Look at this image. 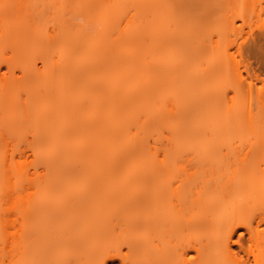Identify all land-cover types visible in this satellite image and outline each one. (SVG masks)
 Returning a JSON list of instances; mask_svg holds the SVG:
<instances>
[{
    "label": "bare ground",
    "instance_id": "6f19581e",
    "mask_svg": "<svg viewBox=\"0 0 264 264\" xmlns=\"http://www.w3.org/2000/svg\"><path fill=\"white\" fill-rule=\"evenodd\" d=\"M116 1L120 5L114 7L125 9L114 20L128 13L123 26L112 23L117 28H102L100 22L95 29L67 28L69 19L53 35L44 32L48 37L16 25L0 28V55L11 51L0 56V68L22 67L25 73L13 82L0 76V239L15 249L36 234L26 226L31 206L19 209L17 187L26 181L58 188L90 176L93 193L122 195L133 193L142 179L146 193L113 200L110 221H102L98 211L108 204L95 200L84 204L92 210L78 222L64 223L62 217L56 223L60 235L94 250L106 241L104 264H135L130 256L140 254L144 264H167L157 242L166 219L172 220L161 212L169 195L176 197L177 208L176 221L169 216L176 228L172 222L169 226L185 236L183 245H176L182 264H193L186 259L192 251L198 264H264V89L257 90L256 111L251 102L238 104V98H251L256 81L264 80V0ZM94 2L102 5L92 7L105 23L112 2ZM81 5L76 0L54 9L73 13ZM43 6L48 5L38 0L0 4L19 16L52 8L51 3L49 9ZM241 67L249 77H242ZM233 79L239 82L230 90ZM16 114L22 120L17 122ZM23 130L33 138L32 173L22 153L18 162L16 149L7 147V135L20 137ZM173 169L184 175L169 187L163 178ZM57 203L46 197L35 205L47 220L43 233L55 224L49 219ZM135 211L141 215L131 217ZM139 227L145 229L144 241L119 234ZM195 229L204 237L196 240ZM239 229L249 234V246L234 240ZM235 243L239 253L232 249Z\"/></svg>",
    "mask_w": 264,
    "mask_h": 264
},
{
    "label": "rangeland",
    "instance_id": "374dc122",
    "mask_svg": "<svg viewBox=\"0 0 264 264\" xmlns=\"http://www.w3.org/2000/svg\"><path fill=\"white\" fill-rule=\"evenodd\" d=\"M10 1H12V0H0V4H2V6H6ZM75 1L76 0H67V2L63 3L62 0H38L39 5H48L49 6V4L51 3L52 8L47 6L48 9L50 8L51 10L42 11L40 13L39 12L35 13V11H33V12L27 13L25 15L21 14L20 16H19V13L15 14L12 12H4V9L2 7H0V28L1 27L4 29L7 28L6 30H13L15 28L17 30L20 29L23 32L27 31L28 33L31 32V30H36V31H32V32L40 33V35L42 34L43 36L46 35V33H44V32L48 31L50 33V36H51L55 33V31L60 30V27H58V26H61L59 23H61L62 21L63 22L65 21L64 23H66L67 21L70 20L71 24L75 23V22L78 23L76 25L75 24L71 25L68 22V24L67 23L65 24L68 26L67 28H69V26H72L73 28L75 26H77L79 28L90 27V28L95 29V28H97V27L99 28L101 26L99 24V22L102 24V26H101L102 28L105 26H106L105 28H108V26H109V28H117V26L114 27V25H118V27L123 26L125 23V20H126L125 18H127L126 16L128 13L125 12V17L124 16H118V19L114 20V18L117 17V16H115L116 12H117V15L118 14L120 15L122 13L124 15V12L122 10L125 9V8L121 9V6H118L121 10H119L117 6L114 7V4L120 5V3L116 4L117 3L116 0H109V3L112 2L109 5L111 7H113V10L108 4H106L107 2L104 4V6H106V5L109 6V7L106 6V8H108V9L111 8L109 10L107 9V13H108V14L106 13L107 16L104 15V17H106V18H104V20L108 18L105 23H103L104 21L101 22L102 20L96 18V17H98L96 14L98 13V15H100V12H95V11H96V9H101V8H97L99 5L97 4V6H96V4H94V3H96V2H94L95 0H93V1L92 0H80V3H82V5H81L82 8L79 12L74 11L75 13L69 12V13H65V14L63 12L61 14L55 13V11H56L54 9L55 7L57 8L60 5L62 7L72 6L75 3ZM90 1H92V2H90ZM112 4H113V6H112ZM92 6H95L96 9H93ZM100 6H102V5H100ZM43 7H46V6H43ZM47 7H46V9H47ZM93 10H95V11H93ZM100 11H102V10H100ZM102 14H103V11H102L101 15ZM104 14H105V12H104ZM22 15H24V16H22ZM54 15L57 18L60 16L61 18L60 17L58 18V20L60 19V21L57 20V22H56ZM121 17H123V18H121ZM53 18L55 20H53ZM99 18H100V16H99ZM66 19H69V20H66ZM101 19H102V16H101ZM87 20H89V22H87ZM97 20H99V21H97ZM109 20H110V22H109ZM54 21L56 24L54 23ZM114 21L115 22L118 21V22L115 23ZM63 22L61 23L62 25H63ZM107 24H108V26H107ZM111 24L113 26H110ZM14 25H16V26L13 28ZM98 25H100V26H98ZM17 26L19 29L16 28ZM94 26H97V27H94ZM62 27L63 26H61V29H62ZM64 27H66V26H64ZM33 34L34 33H32V35ZM41 36H38L40 38L39 40L43 41L44 38L43 37L41 38ZM48 36H49V34H48ZM48 36L46 35V37H48ZM46 37H45V39H46ZM30 41L31 40H29V42ZM3 51L4 52L1 53L2 55H0L1 57L2 56L6 57L8 55V53H9V55L11 54V51H9V49L8 50L5 49ZM41 65H42L41 63H37V66L39 68L41 67ZM0 69H1L0 76L7 77L8 82H13V81L19 79L21 76L25 77V73H24L22 67L8 68L5 65H2V67ZM240 73L244 79L246 77H249L248 73L245 71V69L243 67H241ZM238 82H239V80H238ZM238 82L236 79L231 80L230 85L228 84V86H229L228 88H231L230 90H232V88L234 89V87L237 85ZM255 83H256V86H254L255 90L253 91L251 98H249L250 101H249L248 97L245 96L244 100H243L244 97L242 99L238 98L240 100H239V102L238 101L237 102L239 105L242 103L243 105L245 104L246 106H247V104L249 105L251 102L252 107H254V110L256 111L257 110V104H258V98H259L258 95H260L259 94L260 92H257V90H259V89L263 90L264 89V80H262V81L258 80ZM230 92H229L230 97L234 96V91L233 92L230 91ZM21 94H23V93H21ZM23 95L26 96V92ZM23 95H22V97H24V99H25V96H23ZM19 99L23 100L21 98V96ZM241 100H242V102H241ZM262 100L264 101V98ZM230 103H231V101L229 102V104L226 105V107H225L226 110L224 109L225 113L227 112V109L231 108L230 106L233 105L232 103H231L232 105ZM228 111H229V109H228ZM17 114H16L15 118L18 122V121L22 120V118L18 117ZM24 124H21V125H24ZM23 131L24 132H22L20 137L18 136L20 134L16 135L19 138H17L16 136H14V137L12 136L13 137L12 138L9 135L11 137L10 138L7 135V140H6L7 147H9L11 149L12 148L16 149L15 152H13V154H14V156L16 155V158L18 157L17 158L18 160L16 159L18 162H20V160H23V158L24 159L26 158V160L28 161L27 164L29 163V165H28L29 167H27V168H29V171L30 170L33 171L34 170L33 166H32V168L30 166V162L33 161V157H32L33 154L31 153V151L29 149V146H30L33 138L31 136V134L29 133L30 131L29 132H27L28 130H23ZM21 137H23V138H21ZM20 153H22V155L24 157L21 156ZM19 155H20V157H19ZM21 157H23V158H21ZM19 158H20V160H19ZM182 175H184V174L182 173L180 176V173L177 171V169H173L171 172L165 174L163 181L169 187L177 186V184L179 183V180L183 178ZM48 178H52V179L58 178L59 179L62 177H60V176L54 177V176L50 175V176H48ZM117 178H119L118 179V182H119L120 179L123 178L122 174H118ZM138 179H140V178H138ZM89 180H90V176H87V177H84L82 183H80L78 185H76L77 184L76 183V184H72V185L70 184V186L65 187V185L63 184V185H60V187H58V188L43 187V186H40L37 181H36V183L34 182L33 184H30L29 182L26 181L23 184L19 185V187H17V195H18L19 201H20L19 209L23 210L25 206H26V208L31 206V216L28 217V220L26 222V226L29 227V230L32 229V230H30V231H32V234L34 231L36 232V234L32 238H28L26 240L20 241V246L18 248H15V249L12 248L10 245L8 246V244H7L8 242L6 243L7 244L6 245L5 240L0 239V264H104V260L107 256L104 254L109 249V245L106 241L103 245H101L98 249H95V250L91 249V248H87V247L83 246L82 244L77 245L78 242H76L77 240H75V238L69 239L70 241L68 240L69 241L68 242L67 239H65L68 237H66V236L63 237V235L62 236L60 235L61 232H59L60 229L59 230L57 229L56 223L59 220H61L62 217L64 218L63 219L64 223H66L68 220L78 222L79 219H82V217L85 216L86 212L88 213V211L90 212V210H92V209L89 210L88 209L89 207H85L86 205H84V204L88 203V202L92 203V201L94 203L95 200H96V202L98 201V203L101 202V204L103 203L102 201L105 202L104 203L105 205L108 204L106 206H103V204H102L103 207L102 206L98 207V211H99V215L102 216V217H100V218H102V221H103V218H105L104 221H106V220L110 221L111 220V214L113 212L112 206L114 205V203L113 204H110V203H112L113 200L114 201L115 200L121 201V200L127 198L126 196L130 195V194H132L134 196L135 195H142L143 196L146 192L144 191V184L142 182H140V181H143L141 179L139 181V183L136 184V187L134 188L135 190L133 193L131 192L130 194H128L129 192L128 193L124 192L123 194L121 193L122 195H120L119 194L120 192H118V193L116 192V194L114 193V191H116V190H112L113 192L110 190L109 191L107 190V191L102 192V194L96 193L97 194L96 195L95 193H93L96 186L94 184L90 183ZM119 183H122V182L120 181ZM126 193H127V195H126ZM168 196L169 195H166L165 198L162 197L164 200V202H163L164 209L161 212H162V214H164L165 218H169L168 220L172 219L171 221H169V223L172 222L171 224L174 225V227H175L174 223L176 221V218H175L174 214L177 212V208L175 206L176 197L169 198ZM46 197L55 199L58 201V203L54 207V210H53L54 212H52L53 215H50L51 218L49 219V222L52 221V222H55V224L53 225L50 223L52 227L49 228L47 230V232L43 233L42 232L43 227H44L43 225H44V222L47 220L44 219V217H41L38 215V213L36 212L35 205L42 198H46ZM112 197H113V199H112ZM25 198L27 199V202H28L27 205L23 204ZM76 201L78 203H81V204L76 203L77 205H74V203ZM109 201H111V202H109ZM116 202H115V204H116ZM71 204H73V206ZM78 205H82L83 209L80 208V206H78ZM64 207H65V209H64ZM62 209H64V211H62ZM193 212H194V214H199V211L197 209ZM131 215H132L131 217H133V216L136 217L138 215H141V212L135 211ZM169 216L173 217L175 221L173 220V218H171ZM18 217H19L18 222L20 223V221H22L23 219H22L21 215ZM166 222L164 225V227L166 229H162V230H164V232H163L164 234L162 235V237L157 242V244L159 245L158 247H160V250H161L160 251L161 259L163 261H165V263H167V264H182L181 259L179 257L178 249L180 248V245H183V243H184L183 237H185V236L182 233H179V234L175 233L177 229H174V227H172V229H171V227L169 226L171 224L168 223L167 219H166ZM59 223H60V221H59ZM64 223H63V225H64ZM102 223H104V222H102ZM108 223L109 222H107V225H108ZM104 225H105V223H104ZM176 225H177V222H176ZM19 226H20V224H19ZM59 226H60V224L58 225V228H59ZM166 226L170 227V229H169V230H171L170 232H169V230H167L168 227H166ZM45 229H47V228H45ZM165 230H167V232H169V233H167V232L165 233ZM197 231L198 230L195 229L194 231L191 232L192 236L196 237V240L198 238L201 239L202 237H204L201 232L199 234V232H197ZM119 234H121L122 237H130L132 240L144 241L146 238V232H145V229L143 227L132 229L128 232L127 235L125 232H121ZM198 234H199V236H198ZM249 237L250 236L246 232V230L239 229L238 232L236 233V235L234 236V240H236V242L240 241L244 247H247V246H249V243H250ZM177 242H180V243L178 244ZM176 245H179L178 246L179 248L176 247ZM232 249L235 252L239 253L240 252L239 244L238 243L232 244ZM125 252L127 253L126 249H124V253ZM214 255L211 256V258H210L211 260L218 256V254H216V256H214ZM186 257H187L186 259L191 260L193 264L194 263L198 264L199 256H198L196 251H192V252L188 253V255ZM130 258L137 259V261L134 262L135 264H144V262H145V255L144 254H140L138 256H130ZM183 263H184V261H183ZM106 264H122V263H121V261H118V260H110V261L108 260V261H106ZM127 264H130V263H127ZM250 264H253V263L251 262Z\"/></svg>",
    "mask_w": 264,
    "mask_h": 264
}]
</instances>
